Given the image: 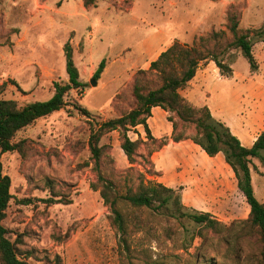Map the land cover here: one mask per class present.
Here are the masks:
<instances>
[{"label":"rangeland","instance_id":"1","mask_svg":"<svg viewBox=\"0 0 264 264\" xmlns=\"http://www.w3.org/2000/svg\"><path fill=\"white\" fill-rule=\"evenodd\" d=\"M230 5L242 14L240 28L251 31L257 67L251 68L240 49L229 51L223 60L230 64L239 91L232 99L226 91L222 95L214 82L211 105L222 106L230 116L236 113L237 128L232 132L243 144H250L264 131V0H95L88 7L83 0H0V99L15 100L20 107L49 100L56 83L69 82L67 43L83 83L81 89L69 92L62 110L16 135L15 142L28 141L25 156L0 151L13 196L4 225L21 256L32 264H264V245L244 223L250 207L242 192L233 209L212 213L176 206L180 186L173 188L176 192L168 208L158 203L134 207L120 201L128 234L126 251L111 224L109 206L100 191L91 187L97 181L89 149L91 132L136 107V80L145 94L161 86L159 73L149 67L173 43L192 47L213 31L231 37L227 29ZM103 60L105 69L94 86V73ZM186 91L180 92L189 101ZM172 116L178 132L195 136L193 125ZM128 136L144 142L134 166L121 149L120 132H111L100 142L111 146L101 169L117 194L136 190L140 173L163 185L167 172L194 175L180 156L181 147L172 145L176 153L172 150L165 158L152 159L164 149L161 142L169 144L171 138L150 140L141 126L130 127ZM251 172L255 195L264 203L262 159L252 160ZM47 180L54 181V192L65 203L46 202L51 198ZM193 210L211 214L225 228L220 233L204 229L200 237L201 226L183 216ZM66 233L67 239H54Z\"/></svg>","mask_w":264,"mask_h":264},{"label":"trees","instance_id":"2","mask_svg":"<svg viewBox=\"0 0 264 264\" xmlns=\"http://www.w3.org/2000/svg\"><path fill=\"white\" fill-rule=\"evenodd\" d=\"M86 7L95 3V0H83ZM242 14L238 7L230 5L227 11V29L231 37L226 32L213 31L208 36H202L192 47L181 45L175 42L167 50L162 52L157 60L151 62L149 71L159 73L161 86L150 90L146 94L140 80H136L133 93L136 97V107L120 116L101 123L98 129L91 132L89 138V149L94 161V171L97 174V181L91 184L95 191H100L105 205L111 210L110 221L121 235V243L126 251H129L127 244V226L124 215L118 208L119 202L128 203L134 207L150 208L158 203V207L168 208L171 196L176 190L169 188L162 183L145 179L142 173L139 174V185L136 190L129 188L124 195H119L114 190V183L105 178L102 172V161L107 158V150L111 146H101L103 136L118 131L121 134V149L126 155L131 166L137 164L139 157L138 150L144 143L141 138L133 141L128 136L130 127L143 126L148 139L156 140L148 126V119L152 116V109L160 107L169 113L168 121L172 123L173 132L171 140L179 143L186 139H191L200 146L209 157H214L223 153L226 163L232 168L237 187L244 195L250 207L248 218L244 221L251 230L255 231L260 241L264 245V203H261L256 195L252 184V160L262 159L264 153V131L257 137L251 146H245L240 139L232 133L230 128L220 120L215 119L208 106L201 108L193 106L182 96L181 90L185 89L195 78L197 70L204 61H213L220 70L222 76L231 77L233 75L230 64L223 58L233 50L240 49L252 69L257 67L253 55V41L250 30L240 28ZM66 72L69 82L66 84L56 83L55 93L47 101H36L20 107L15 100L0 99V151L1 154L8 152H18L25 156L27 150V140L15 142L16 135L33 125L41 118L47 117L62 110L66 106V97L71 90H79L83 87L80 80V73L73 59L72 47L69 43L65 45ZM105 69L103 60L97 71L94 73V80L100 79ZM84 115L89 116L87 109L80 108ZM176 115L182 122L193 125L195 136L188 137L178 132V123L173 118ZM168 144L167 140L161 142L163 148ZM143 158V157H142ZM112 160V159H111ZM131 170L134 168L131 167ZM12 180L10 176L3 173V163L0 157V264H32L28 257L19 254L16 241L9 238V230L4 225L7 216V209L13 198L11 194ZM47 187L51 190V198L46 200L50 204L65 203L63 199L57 198L55 194L54 181L47 180ZM69 204L70 202H66ZM174 204L180 207L181 194L176 196ZM176 212L180 211L175 209ZM196 224L201 226L198 234L202 236L203 230H211L220 233L225 228L219 220L209 213H201L195 210L192 213L183 214ZM69 233L64 236H54L60 242L67 239Z\"/></svg>","mask_w":264,"mask_h":264},{"label":"crops","instance_id":"3","mask_svg":"<svg viewBox=\"0 0 264 264\" xmlns=\"http://www.w3.org/2000/svg\"><path fill=\"white\" fill-rule=\"evenodd\" d=\"M214 82L220 86L222 95L226 91L228 97L232 99L235 98L236 92L239 91L238 83L234 80V77L227 78L222 76L213 61H204L200 64L195 78L186 87V97L195 106H208L215 119L226 123L229 128L231 127V131L235 130L237 128L235 123L236 113L230 116L222 106L213 107L211 105L213 99H215V90L212 88ZM147 123L155 139L171 138L173 132L172 123L167 119V112L160 107L152 109V116ZM141 127L144 128L143 126ZM140 132L142 133L141 130ZM255 141L250 144H242L251 146ZM172 145L182 148L180 156L187 165L191 166L188 168H191L190 173L194 174L188 176L186 171L184 175L174 176L166 171L167 173L164 176L167 180L164 185H167V187L176 188L180 186L183 188L181 190L183 205L210 213L213 210L223 209L224 207L233 209L236 205V196L241 191L237 187L235 174L226 163L222 153L209 157L200 146L191 140H184L179 143H174L171 140L164 149L155 153L152 159L155 161L159 155L161 158H165V155L172 150L176 153L177 150L172 149L174 147ZM191 145H194L198 151L200 150L199 154L196 153L197 150Z\"/></svg>","mask_w":264,"mask_h":264},{"label":"water","instance_id":"4","mask_svg":"<svg viewBox=\"0 0 264 264\" xmlns=\"http://www.w3.org/2000/svg\"><path fill=\"white\" fill-rule=\"evenodd\" d=\"M97 84V82H96V80H92V85H96Z\"/></svg>","mask_w":264,"mask_h":264}]
</instances>
